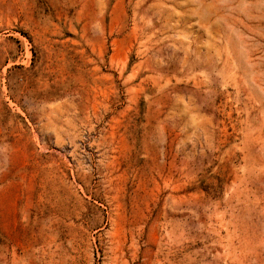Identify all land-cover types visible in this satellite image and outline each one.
Returning <instances> with one entry per match:
<instances>
[{
	"label": "rangeland",
	"instance_id": "obj_1",
	"mask_svg": "<svg viewBox=\"0 0 264 264\" xmlns=\"http://www.w3.org/2000/svg\"><path fill=\"white\" fill-rule=\"evenodd\" d=\"M0 264H264V0H0Z\"/></svg>",
	"mask_w": 264,
	"mask_h": 264
}]
</instances>
